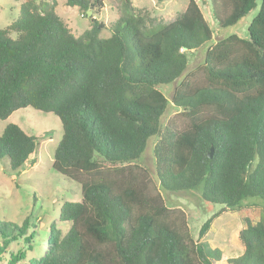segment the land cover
I'll return each mask as SVG.
<instances>
[{"label": "trees", "instance_id": "16d2710c", "mask_svg": "<svg viewBox=\"0 0 264 264\" xmlns=\"http://www.w3.org/2000/svg\"><path fill=\"white\" fill-rule=\"evenodd\" d=\"M210 2L223 30L259 6L247 38L233 35L209 46L214 30L196 0L152 29L149 17L123 0L108 37L96 18L76 37L56 2L25 0L18 19L0 29V120L28 107L56 116L63 134L53 169L81 188V201L65 202L59 211L68 232L49 226L53 251L38 259L41 264H216L222 252L203 240L213 222L248 199L264 202V0ZM66 5L85 18L105 6L102 0ZM205 48V83L185 81L172 98L189 125L162 128L169 100L160 88L185 73L189 54ZM153 137L161 190H200L205 204L223 207L202 225L197 241L184 218L170 219L158 190L121 180ZM40 140L8 124L0 135V161L6 159L11 172L35 165ZM28 225L0 220V264H36L27 259L37 233L27 236ZM239 238L244 253L229 263L264 264V216L256 225L247 221ZM20 239L28 250L5 259Z\"/></svg>", "mask_w": 264, "mask_h": 264}, {"label": "rangeland", "instance_id": "374dc122", "mask_svg": "<svg viewBox=\"0 0 264 264\" xmlns=\"http://www.w3.org/2000/svg\"><path fill=\"white\" fill-rule=\"evenodd\" d=\"M25 0H0V29H5L15 22L20 15V6ZM43 2H56V13L62 18L72 33L79 37L86 29L91 27V18L103 22L108 29L103 35H111V25L122 14L123 0H102L104 8L101 13L85 18L78 7H68L66 0H42ZM133 7L140 15H147V28H157L168 24L179 17L187 8L189 0H172L158 3L156 0H131ZM206 20L214 30L213 41L209 46L215 45L219 40L236 35L247 38L248 28L259 12L256 10L246 16L238 25L221 29L214 19L210 0H196ZM221 29V30H220ZM16 38L15 33H11ZM206 49L189 54V66L185 73L173 84L160 88L169 100L168 110L161 119V127L169 126L171 129L183 130L189 121L183 115L185 111L177 108L172 98L175 90L185 81L191 86L205 83L204 62ZM17 124L28 135L41 137L36 154V163L25 167L21 171L11 172L6 159L0 161V220L23 225L28 221L27 236L36 233L32 251L28 252V260L35 259L41 264L45 258L51 256L53 251V230L50 225L62 230L65 235L69 223L59 219V211L65 202H80L81 188L56 173L53 169L55 150L62 138L63 130L59 119L51 113H44L32 108H24L14 112L8 119L0 120V135L8 124ZM158 138L153 137L142 158L121 178L123 181L134 180L139 190L160 193L163 205L168 209L172 221L179 222L184 218L186 225L195 241L202 225L215 213L220 212V205L208 206L201 197V191L167 192L161 190L156 176V161L154 148ZM119 178L116 174V179ZM264 216V202L259 199H248L242 203L237 211L226 210L217 218L203 239L212 249L222 252V260L216 264H230L232 259L240 260L244 253V246L240 241V232L246 228L247 221L256 225ZM23 246H25L23 248ZM28 250L27 245L20 239L13 242L6 251L5 259L11 253Z\"/></svg>", "mask_w": 264, "mask_h": 264}, {"label": "water", "instance_id": "95a60500", "mask_svg": "<svg viewBox=\"0 0 264 264\" xmlns=\"http://www.w3.org/2000/svg\"><path fill=\"white\" fill-rule=\"evenodd\" d=\"M91 15H92V11H88V17H91ZM213 154H214V148L212 147L211 151H210V154H209V157L213 158Z\"/></svg>", "mask_w": 264, "mask_h": 264}]
</instances>
